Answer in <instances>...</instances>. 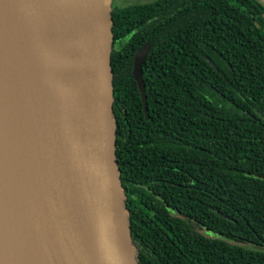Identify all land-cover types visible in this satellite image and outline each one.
<instances>
[{
    "label": "trees",
    "instance_id": "obj_1",
    "mask_svg": "<svg viewBox=\"0 0 264 264\" xmlns=\"http://www.w3.org/2000/svg\"><path fill=\"white\" fill-rule=\"evenodd\" d=\"M118 12L151 43L149 118L131 57L111 54L139 264H264V3L154 0Z\"/></svg>",
    "mask_w": 264,
    "mask_h": 264
},
{
    "label": "water",
    "instance_id": "obj_2",
    "mask_svg": "<svg viewBox=\"0 0 264 264\" xmlns=\"http://www.w3.org/2000/svg\"><path fill=\"white\" fill-rule=\"evenodd\" d=\"M111 11L112 0H0V264H139L116 156ZM149 47L132 70L146 118Z\"/></svg>",
    "mask_w": 264,
    "mask_h": 264
},
{
    "label": "flooded vegetation",
    "instance_id": "obj_3",
    "mask_svg": "<svg viewBox=\"0 0 264 264\" xmlns=\"http://www.w3.org/2000/svg\"><path fill=\"white\" fill-rule=\"evenodd\" d=\"M153 1L154 0H112L111 14L113 18L114 16L116 18V21L113 22L112 27V53H115L117 58L131 57L132 70L134 57L136 56L140 48L143 47L145 44H149L150 47L144 60L142 71L146 61L149 58V53L151 49V43L147 40V34L149 33V30L147 28H143L144 25L140 24L133 25L132 27H126L122 20L123 17L119 14L118 10L130 6H144ZM147 23H149V21H147ZM114 27L115 30L113 31ZM122 53H124V55Z\"/></svg>",
    "mask_w": 264,
    "mask_h": 264
}]
</instances>
